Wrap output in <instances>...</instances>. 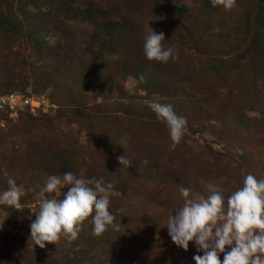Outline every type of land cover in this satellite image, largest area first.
Returning <instances> with one entry per match:
<instances>
[{"label": "rangeland", "instance_id": "rangeland-1", "mask_svg": "<svg viewBox=\"0 0 264 264\" xmlns=\"http://www.w3.org/2000/svg\"><path fill=\"white\" fill-rule=\"evenodd\" d=\"M55 1L0 0V93L46 102L0 115V191L9 177L25 190L19 209L0 206V264H194L192 242L179 249L164 226L183 204L179 188L197 199L208 182L226 199L246 174L264 179V0L229 11L209 0ZM106 20L119 24L110 36ZM149 27L174 60L144 57ZM154 101L185 118L179 143ZM65 172L111 183L114 219L93 236L89 216L76 239L41 249L29 224L42 199L64 190L40 188Z\"/></svg>", "mask_w": 264, "mask_h": 264}, {"label": "clouds", "instance_id": "clouds-1", "mask_svg": "<svg viewBox=\"0 0 264 264\" xmlns=\"http://www.w3.org/2000/svg\"><path fill=\"white\" fill-rule=\"evenodd\" d=\"M236 0H209L212 7L229 11ZM163 32L148 28L143 38V54L149 61L167 63L175 59L172 48H165L161 41ZM143 81V77H139ZM150 110L162 122L170 140L179 143L186 133V120L178 116L170 104L150 102ZM119 166H131L121 155ZM147 163V161H143ZM7 188L0 191V206L19 209L20 198L25 194L12 178L6 179ZM207 195L191 199L190 189L179 188L183 204L168 215L164 226L171 243L187 251L192 242L194 264H264V179L252 174L243 177L240 187L230 194L212 183L205 182ZM66 189V190H65ZM111 183L102 179L76 177L72 172L48 176L40 192L61 193L62 198L42 199L29 224V237L33 245L43 249L46 243L54 244L61 236L67 241L77 238L80 226L91 216V234H102L114 217L108 210ZM31 191V189H28ZM222 254V259H220Z\"/></svg>", "mask_w": 264, "mask_h": 264}, {"label": "built area", "instance_id": "built-area-1", "mask_svg": "<svg viewBox=\"0 0 264 264\" xmlns=\"http://www.w3.org/2000/svg\"><path fill=\"white\" fill-rule=\"evenodd\" d=\"M44 99L41 96H36L34 94L27 95L18 91L0 94V115H17L19 111L26 108L31 110L30 112H34L35 108L45 106L46 102ZM2 125L3 119L0 117V127Z\"/></svg>", "mask_w": 264, "mask_h": 264}, {"label": "trees", "instance_id": "trees-1", "mask_svg": "<svg viewBox=\"0 0 264 264\" xmlns=\"http://www.w3.org/2000/svg\"><path fill=\"white\" fill-rule=\"evenodd\" d=\"M55 2L58 4L59 7H62L61 4L63 3V1L58 0V1H55ZM209 7H211V4L209 5ZM173 9H174V13L176 15L179 13V11H187V10L184 9V7L182 8V7H178V6L173 7ZM87 11H88L87 9L86 10L85 9L82 10V12H87ZM100 24H101L100 25V30L102 31V29H103V33L102 34H104V36H110L111 35V30L114 29L115 27H117L119 25L116 21H111V20L110 21H108V20L101 21ZM7 92L8 91L1 92L0 94H4V93H7ZM20 114H22V113H19V115Z\"/></svg>", "mask_w": 264, "mask_h": 264}]
</instances>
